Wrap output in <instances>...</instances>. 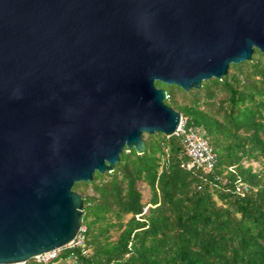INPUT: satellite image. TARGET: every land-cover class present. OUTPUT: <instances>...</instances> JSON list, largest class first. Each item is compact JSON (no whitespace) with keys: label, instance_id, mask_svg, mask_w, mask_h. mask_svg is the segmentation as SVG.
<instances>
[{"label":"water","instance_id":"95a60500","mask_svg":"<svg viewBox=\"0 0 264 264\" xmlns=\"http://www.w3.org/2000/svg\"><path fill=\"white\" fill-rule=\"evenodd\" d=\"M264 53V0H0V264L67 247L73 189L143 133L175 134L184 90Z\"/></svg>","mask_w":264,"mask_h":264},{"label":"trees","instance_id":"16d2710c","mask_svg":"<svg viewBox=\"0 0 264 264\" xmlns=\"http://www.w3.org/2000/svg\"><path fill=\"white\" fill-rule=\"evenodd\" d=\"M156 85L208 141L215 164L187 166L180 135L143 133V152L124 147L112 171L74 183L84 240L56 256L77 254L81 264H264V53L255 49L200 88ZM139 183L150 188L148 201Z\"/></svg>","mask_w":264,"mask_h":264},{"label":"built area","instance_id":"2783aa9c","mask_svg":"<svg viewBox=\"0 0 264 264\" xmlns=\"http://www.w3.org/2000/svg\"><path fill=\"white\" fill-rule=\"evenodd\" d=\"M176 135H180L186 152L188 156L191 158L189 162L186 163L187 166H191L193 164H200V165H205L209 168H212L213 165L215 164L216 157L215 153L212 151L208 141L200 136V134L191 126H186L185 119L182 117L181 122L179 127L177 128ZM241 187L240 185L237 186V190H240ZM245 189L247 187L245 186ZM148 210V206L144 208V213H146ZM139 218L140 215H137ZM84 231L85 227L81 225L80 230L75 237V239L68 245L67 247H73L76 245H82L83 240H84ZM65 248V247H64ZM63 249V248H62ZM59 250H54L52 252L43 254L41 256L35 257L40 262L47 263V260L49 258H53L56 256V254L60 251ZM83 254L86 253V250L82 251ZM71 261L73 264H81L79 261L78 255L77 254H72L70 257ZM1 264H28V260H21L18 262H9V263H1Z\"/></svg>","mask_w":264,"mask_h":264},{"label":"crops","instance_id":"0c3cea01","mask_svg":"<svg viewBox=\"0 0 264 264\" xmlns=\"http://www.w3.org/2000/svg\"><path fill=\"white\" fill-rule=\"evenodd\" d=\"M46 264H73V263L70 258H63V257L58 258L57 256H55L53 258H49Z\"/></svg>","mask_w":264,"mask_h":264},{"label":"rangeland","instance_id":"374dc122","mask_svg":"<svg viewBox=\"0 0 264 264\" xmlns=\"http://www.w3.org/2000/svg\"><path fill=\"white\" fill-rule=\"evenodd\" d=\"M139 187L143 192V200L148 201L151 196L150 188L145 183H139ZM30 261H34V260L31 259Z\"/></svg>","mask_w":264,"mask_h":264},{"label":"bare ground","instance_id":"6f19581e","mask_svg":"<svg viewBox=\"0 0 264 264\" xmlns=\"http://www.w3.org/2000/svg\"><path fill=\"white\" fill-rule=\"evenodd\" d=\"M71 242H72V241H70L67 245H70Z\"/></svg>","mask_w":264,"mask_h":264}]
</instances>
